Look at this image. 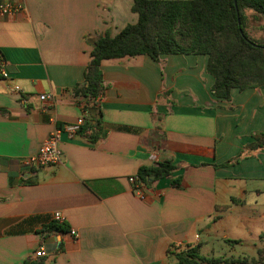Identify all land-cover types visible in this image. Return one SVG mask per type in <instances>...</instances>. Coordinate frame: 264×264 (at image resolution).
<instances>
[{
	"label": "crops",
	"instance_id": "0c3cea01",
	"mask_svg": "<svg viewBox=\"0 0 264 264\" xmlns=\"http://www.w3.org/2000/svg\"><path fill=\"white\" fill-rule=\"evenodd\" d=\"M6 1L19 9L0 15V264H175L210 238L264 242V147H253L264 89L224 101L210 93L205 56L139 55L101 61L103 91L88 109L74 89L91 42L135 24L133 1ZM261 25L252 17L247 31ZM79 120L81 132L61 135L60 163L22 165ZM165 162L169 177L129 183Z\"/></svg>",
	"mask_w": 264,
	"mask_h": 264
},
{
	"label": "trees",
	"instance_id": "16d2710c",
	"mask_svg": "<svg viewBox=\"0 0 264 264\" xmlns=\"http://www.w3.org/2000/svg\"><path fill=\"white\" fill-rule=\"evenodd\" d=\"M132 1L131 11L137 15L136 23L126 25L114 37H98L91 42L83 82L74 89L77 95L86 99L84 106L88 109L95 108V100L103 91L101 61L139 55H146L156 62L165 55L205 56V70L214 80L210 93L224 101L230 100L233 90L264 89V0ZM246 11H251L252 15H246ZM252 17L262 21V40H253L247 33ZM254 138L253 147H264V133L256 134ZM174 168L165 162L148 169L141 168L137 176L146 184L151 176L154 180L169 177ZM178 185L177 181H171V186ZM46 229L64 230L56 225ZM174 258L175 264H219L223 261L201 257L199 245L175 253ZM225 262L236 264L238 260Z\"/></svg>",
	"mask_w": 264,
	"mask_h": 264
},
{
	"label": "built area",
	"instance_id": "2783aa9c",
	"mask_svg": "<svg viewBox=\"0 0 264 264\" xmlns=\"http://www.w3.org/2000/svg\"><path fill=\"white\" fill-rule=\"evenodd\" d=\"M19 7L14 5L10 1L0 2V15H11L17 12ZM1 76L3 78H7V74L2 71ZM15 91H19V87H14ZM44 96H40V100H44ZM83 121L79 120L73 124L64 125L61 128L55 129L46 139V141L38 148L37 152L33 155L27 157L26 159L22 160V165L28 168H45L49 166L56 165L60 163L61 153L58 148L60 143V138L63 133H65L68 138L72 139L78 133L80 127L82 126ZM155 158L153 157V160ZM129 183L134 184L138 182V178L130 177L128 179ZM53 220L56 224H63L65 222V218L61 215V213H54ZM69 234L76 238L77 235L74 230H70ZM45 252L42 249H39L34 253V257H43Z\"/></svg>",
	"mask_w": 264,
	"mask_h": 264
},
{
	"label": "rangeland",
	"instance_id": "374dc122",
	"mask_svg": "<svg viewBox=\"0 0 264 264\" xmlns=\"http://www.w3.org/2000/svg\"><path fill=\"white\" fill-rule=\"evenodd\" d=\"M251 11H246V15H251ZM261 27V26H260ZM259 27V28H260ZM249 37L253 40H262L263 34L260 29H250L247 31ZM239 212V210H238ZM248 209H242L239 214L241 213H249ZM237 212L235 213L236 220H238ZM255 245V247L253 246ZM203 247L200 249V256L207 258V259H222L223 261L219 264H231L225 261L233 259L234 261L238 262L236 264H264V242H257L252 241L247 246H242L239 244H222V242L218 239L210 238L208 243L203 241ZM262 249V250H261ZM257 250H260L258 253ZM207 264V263H202ZM234 264V263H233Z\"/></svg>",
	"mask_w": 264,
	"mask_h": 264
},
{
	"label": "water",
	"instance_id": "95a60500",
	"mask_svg": "<svg viewBox=\"0 0 264 264\" xmlns=\"http://www.w3.org/2000/svg\"><path fill=\"white\" fill-rule=\"evenodd\" d=\"M151 178H154V176H152Z\"/></svg>",
	"mask_w": 264,
	"mask_h": 264
}]
</instances>
